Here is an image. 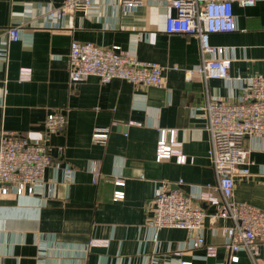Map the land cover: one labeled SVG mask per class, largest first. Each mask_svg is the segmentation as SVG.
<instances>
[{"label":"crops","instance_id":"0c3cea01","mask_svg":"<svg viewBox=\"0 0 264 264\" xmlns=\"http://www.w3.org/2000/svg\"><path fill=\"white\" fill-rule=\"evenodd\" d=\"M62 4L0 0V133L42 138L53 159L45 169L41 195L18 196L13 190L0 195V264H170L178 249L183 250L179 258L192 264H227L222 228L229 221L205 219L202 235L206 244L217 245L215 256H206L203 247L192 249L184 229L163 228L154 243L146 221L163 181L178 186L207 214L215 212L214 205L200 199L205 185L215 184L202 106L206 95L235 101L245 80L234 77L264 75V0L250 7L234 4L236 30L208 35L209 45L229 50L232 63L228 79L206 84L197 75L187 80L182 70L199 64V41L165 31L172 8L144 0L122 10L119 0H92L89 8L63 18L48 15ZM12 26L22 29L16 41L7 38ZM134 36L138 59L165 67L164 87L122 79L102 83L93 75L70 80L73 41L126 49ZM173 65L180 69L173 70ZM21 67L31 69L29 79L19 78ZM51 112L64 113L66 123L45 137L44 120ZM96 128L109 129L105 143L92 140ZM159 129H175L186 162L155 160ZM243 146L252 164L247 176L235 177L233 199L264 210V142L245 138ZM91 161L99 164L97 184ZM65 165L73 169L70 181L64 178ZM113 177L125 181V196L117 201L112 198ZM91 239L108 240V245L88 247ZM258 246L256 261L264 264V248ZM238 256L231 264H254L246 252Z\"/></svg>","mask_w":264,"mask_h":264},{"label":"built area","instance_id":"2783aa9c","mask_svg":"<svg viewBox=\"0 0 264 264\" xmlns=\"http://www.w3.org/2000/svg\"><path fill=\"white\" fill-rule=\"evenodd\" d=\"M174 10L165 21V31L169 34L193 35L198 38L200 62L193 68L182 69L187 80L197 75L206 84L209 79H228L232 56L225 47L211 46L208 43L210 33L232 32L236 30L233 5L253 6L256 0H156ZM92 0H63L61 7L48 11L50 17L63 18L76 10H85ZM144 0H119L122 10L141 6ZM18 26L6 30L9 41H16L22 35ZM134 36L130 46L123 49L119 45L101 47L90 42L73 41L68 52V71L71 81H81L93 75L102 83L112 79H122L136 85L164 87L165 67L157 62L141 61L136 55ZM173 70L180 67L173 65ZM31 69L21 67L19 78L29 79ZM235 80H245L243 92L235 101H223L206 95L202 106L206 119V129L210 136L209 155L215 175V184H206L200 191V199L215 206V212L207 214L204 208L195 203L180 188L172 187L163 181L151 200V215L146 225L152 230V241L156 243L159 231L163 228L184 229L189 235L192 249L203 247L206 256L217 254V245L206 244L202 229L206 217L210 221L218 219L229 221L222 228L224 248L227 253V264L237 263L238 252L244 251L254 264L259 255V244L264 248V210L247 201L233 199L235 177L247 176L252 161L249 150L243 146L245 138L258 139L264 142V75L248 77L236 76ZM66 123L62 112L48 113L44 120V136L59 132ZM129 124H139L130 122ZM108 128H96L92 140L105 143ZM182 143L176 139L175 129H159L155 147V160L162 161L175 157L177 163L186 162L181 150ZM53 163L50 147L40 139H29L14 131L0 133V195L10 190L18 196L25 194H42L45 186V169ZM89 170L93 183L100 178L99 164L91 161ZM64 178L71 180L73 169L63 167ZM115 189L114 201L123 199L125 192L124 179H111ZM182 181L180 180L179 183ZM88 247L108 245V240L91 239ZM45 247L39 253L43 254ZM182 249L173 252L170 264H192L191 261L179 258ZM153 260V256H151Z\"/></svg>","mask_w":264,"mask_h":264}]
</instances>
